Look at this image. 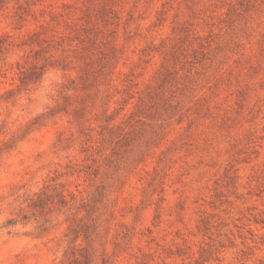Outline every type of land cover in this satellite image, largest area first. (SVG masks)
I'll return each instance as SVG.
<instances>
[{
    "label": "rangeland",
    "instance_id": "374dc122",
    "mask_svg": "<svg viewBox=\"0 0 264 264\" xmlns=\"http://www.w3.org/2000/svg\"><path fill=\"white\" fill-rule=\"evenodd\" d=\"M260 0H0V264H264Z\"/></svg>",
    "mask_w": 264,
    "mask_h": 264
},
{
    "label": "clouds",
    "instance_id": "9594fccd",
    "mask_svg": "<svg viewBox=\"0 0 264 264\" xmlns=\"http://www.w3.org/2000/svg\"><path fill=\"white\" fill-rule=\"evenodd\" d=\"M257 22L264 25V0H260L259 9L256 13Z\"/></svg>",
    "mask_w": 264,
    "mask_h": 264
}]
</instances>
